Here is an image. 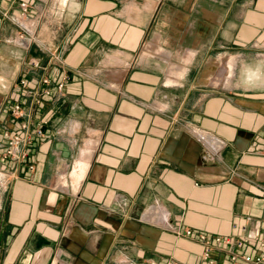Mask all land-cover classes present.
<instances>
[{
	"label": "crops",
	"instance_id": "1",
	"mask_svg": "<svg viewBox=\"0 0 264 264\" xmlns=\"http://www.w3.org/2000/svg\"><path fill=\"white\" fill-rule=\"evenodd\" d=\"M16 102L48 121L0 163V264H202L201 232L262 253L264 0H0V152Z\"/></svg>",
	"mask_w": 264,
	"mask_h": 264
},
{
	"label": "built area",
	"instance_id": "2",
	"mask_svg": "<svg viewBox=\"0 0 264 264\" xmlns=\"http://www.w3.org/2000/svg\"><path fill=\"white\" fill-rule=\"evenodd\" d=\"M22 12L14 17V21L20 27L19 39L21 44L26 49H29L32 43L35 41L33 37H26L29 31L23 22V18L27 12L28 4L26 2L21 3ZM4 16L10 18V14L4 13ZM53 58L62 64V58L58 53L53 54ZM70 79L69 71L62 69L60 80L57 83V89L62 90L65 83ZM41 84L44 85L43 89L36 93V97L33 99V105H40L43 102V97L52 94L51 80L48 75H43L40 80ZM24 115V107L21 103L16 102L12 104L11 107V119L12 128L7 129L4 133L5 135V149L0 152V163L5 162L7 159L13 161H24L29 155V148L33 144L34 136H45L44 125L47 123V118L43 116L38 123V125L32 130L30 123L26 120L20 122L18 125V119ZM191 130L198 135H205V132L199 130L198 128L191 127ZM1 146V143H0ZM210 150V147H208ZM264 154V149L261 150ZM34 164H30V168L34 169ZM0 180H5L7 178L6 171L0 169ZM178 234H185L187 236L193 235V230L191 228L185 227L182 230H176ZM198 241L202 245L201 259L202 264H264V240L260 241L262 247V253L258 255H251L246 252L239 251L247 243H253L249 241L248 238H235L232 236H223L218 234H210L201 232L197 237ZM215 254H226L229 260L225 263H219L217 256ZM175 264L174 261L170 262ZM151 264H155L154 261Z\"/></svg>",
	"mask_w": 264,
	"mask_h": 264
},
{
	"label": "bare ground",
	"instance_id": "3",
	"mask_svg": "<svg viewBox=\"0 0 264 264\" xmlns=\"http://www.w3.org/2000/svg\"><path fill=\"white\" fill-rule=\"evenodd\" d=\"M230 62H232L230 60ZM87 163V162H86ZM85 162L82 161H78L73 169L72 172V180H73V186L76 191L79 188L80 184H81V180L83 178V176H85V171H86V164ZM88 169V167H87ZM83 182V181H82ZM63 185H66V181L63 182Z\"/></svg>",
	"mask_w": 264,
	"mask_h": 264
},
{
	"label": "rangeland",
	"instance_id": "4",
	"mask_svg": "<svg viewBox=\"0 0 264 264\" xmlns=\"http://www.w3.org/2000/svg\"><path fill=\"white\" fill-rule=\"evenodd\" d=\"M228 65H229L230 68L233 67V63L232 62H229Z\"/></svg>",
	"mask_w": 264,
	"mask_h": 264
}]
</instances>
